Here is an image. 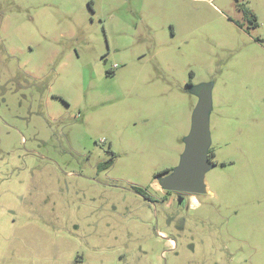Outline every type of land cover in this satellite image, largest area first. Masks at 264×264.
I'll use <instances>...</instances> for the list:
<instances>
[{"label":"rangeland","instance_id":"obj_1","mask_svg":"<svg viewBox=\"0 0 264 264\" xmlns=\"http://www.w3.org/2000/svg\"><path fill=\"white\" fill-rule=\"evenodd\" d=\"M0 264H264V0H0Z\"/></svg>","mask_w":264,"mask_h":264},{"label":"water","instance_id":"obj_2","mask_svg":"<svg viewBox=\"0 0 264 264\" xmlns=\"http://www.w3.org/2000/svg\"><path fill=\"white\" fill-rule=\"evenodd\" d=\"M211 87L201 86L198 101L191 115V126L184 138V150L178 165L160 180L164 190L199 195L206 193L204 174L212 167L208 159L211 144L209 113Z\"/></svg>","mask_w":264,"mask_h":264},{"label":"flooded vegetation","instance_id":"obj_3","mask_svg":"<svg viewBox=\"0 0 264 264\" xmlns=\"http://www.w3.org/2000/svg\"><path fill=\"white\" fill-rule=\"evenodd\" d=\"M244 10V12L246 11V9L244 8L243 9ZM199 89V88H198ZM198 91V90H197ZM209 151H210V154H209V157H208V159H209V163L212 165V166H216V165H218V164H216V161H215V158H216V152H215V149L213 148V150L212 149H209ZM171 171H172V169H169V170H165V171H162V172H160V173H158L156 176L158 177V176H166V175H168L169 173H171ZM157 185H159V187H161L160 186V182L159 183H157ZM156 188V190H162V191H165V192H173V191H168V190H164V189H160V188H157V187H155ZM133 190V189H132ZM134 191V190H133ZM135 192V191H134ZM156 192H159V191H156ZM136 194H138V195H140L144 200H146V201H150V197H148L147 196V193H145V192H143L145 195L144 196H142L141 194H139V193H137V192H135ZM173 193H175L177 196H178V198H177V200H178V202L180 203V204H184L185 203V197H187V198H189L191 195H193V194H188V193H180V192H173ZM196 196V195H195ZM193 201H195V202H197L196 201V199L195 198H193ZM188 204V203H187ZM197 204V203H196ZM200 205V204H199Z\"/></svg>","mask_w":264,"mask_h":264},{"label":"trees","instance_id":"obj_4","mask_svg":"<svg viewBox=\"0 0 264 264\" xmlns=\"http://www.w3.org/2000/svg\"><path fill=\"white\" fill-rule=\"evenodd\" d=\"M210 151H208V157H209ZM133 190L139 194H141L142 196H144L145 194L142 192V190L138 187H133Z\"/></svg>","mask_w":264,"mask_h":264}]
</instances>
